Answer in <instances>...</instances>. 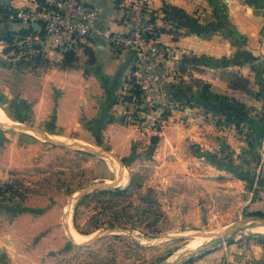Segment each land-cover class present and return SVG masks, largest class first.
<instances>
[{
  "label": "crops",
  "instance_id": "crops-1",
  "mask_svg": "<svg viewBox=\"0 0 264 264\" xmlns=\"http://www.w3.org/2000/svg\"><path fill=\"white\" fill-rule=\"evenodd\" d=\"M31 1L0 0V4L18 10L34 7ZM83 1L100 13L101 35L87 48L95 61L89 63L86 49L75 54L76 62L71 69H58L56 65L42 69L39 82L31 79L25 83L31 87L41 85L35 108L53 110L56 107L58 123L64 127V132L74 131V126L78 130L94 124L104 133V143L117 158H128L132 162L135 158L139 160L140 153L152 148L149 155L155 160L168 156L170 165H202L200 171L193 172L192 168L180 176L176 172L169 174L171 186L173 180L183 177L201 188L196 197L191 194L189 185L176 189L175 206L186 210L189 226L204 223L215 211L224 212L229 200L243 195L234 189L252 187L250 181L243 178L253 180V165L264 151V63L261 61L264 58V0H151L158 17L157 26L164 27L163 15L167 9L171 12L173 30L162 34L160 41L172 46L179 59L156 68L155 115L160 116L167 108H176L169 123L175 119L179 122L164 126L158 134L148 133L151 136L147 139L144 123L140 126L131 105L121 100L131 92L135 54L131 50L115 54L106 38L107 34L128 31L122 14L125 0ZM2 20L5 23H0V48L5 50L3 34L19 23ZM20 25L27 29L24 24ZM34 27H37L33 36L37 41L34 50L38 53L34 55L62 63L65 52L53 40L41 38L39 27ZM11 31L17 32V28ZM15 35L19 34L11 36ZM41 67L38 65L34 70ZM231 76L243 77L249 84L246 88H235L230 83ZM5 95L6 92L0 90V106L4 111L7 104L1 102L7 99ZM233 101L244 107L252 123L237 125L227 120ZM154 140L157 142L153 143ZM183 149L189 151L186 157L182 156ZM135 150H138L137 157L133 156ZM193 150L199 153L193 155ZM115 181L111 188L125 185L115 190V193L119 190L124 193L131 187L132 177L130 174L127 178L126 171L122 170ZM170 191L174 192L171 188ZM248 204L249 201L245 203ZM217 205H221V209ZM28 212L7 211L0 206V264H36L33 250L28 248L34 241V227L41 225L48 229L50 224L43 221L45 217L38 223ZM66 224L69 228L70 224ZM252 255L238 261L244 264V260L253 259Z\"/></svg>",
  "mask_w": 264,
  "mask_h": 264
},
{
  "label": "rangeland",
  "instance_id": "rangeland-1",
  "mask_svg": "<svg viewBox=\"0 0 264 264\" xmlns=\"http://www.w3.org/2000/svg\"><path fill=\"white\" fill-rule=\"evenodd\" d=\"M14 22L19 23L12 27L17 32L8 26L11 30L3 34L5 50L0 48V90L7 96L1 102L7 104V115L0 106V206L12 212L29 211L38 223L45 217L43 221L50 224L48 229L34 227V241L28 248H32L36 264H162L252 214L264 217L263 150L253 165V186L234 189L243 195L229 200L224 212L215 211L204 223L189 226L186 210L175 206V192L189 185L196 197L201 188L183 177L173 180L171 186L169 174L176 172L180 176L192 168L193 172L200 171L202 165H170L168 156L155 160L149 155L152 148L140 153L139 160L117 158L104 143V133L94 124L78 130L72 125L74 131L64 132L56 107L35 108L41 85L25 84L31 79L39 82L44 69L55 65L61 69V62L41 59L42 67L35 71L34 58L41 57L34 55L38 54L34 50L36 33L28 34L29 38L23 33L29 28L35 31V27L24 23L25 29L20 20ZM0 23L5 22L0 18ZM13 33L19 35L11 36ZM261 61L264 63V58ZM128 98L123 96L121 100L130 104ZM171 108L158 116L163 123L159 132L179 122L175 119L169 123V117L174 115ZM135 121L142 126L146 118L136 114ZM144 130L146 139L150 138V131ZM137 152L133 156L137 157ZM186 152L189 151L183 149L182 156L186 157ZM197 153L199 150H193V155ZM122 170L127 178L131 174V187L124 193H115L125 186L111 188ZM95 185L108 187L91 190ZM86 189L90 192L82 196ZM217 207L221 209V205ZM252 253L253 259L244 260V264H259L264 259V239L240 236L189 263L242 264L239 258Z\"/></svg>",
  "mask_w": 264,
  "mask_h": 264
},
{
  "label": "built area",
  "instance_id": "built-area-1",
  "mask_svg": "<svg viewBox=\"0 0 264 264\" xmlns=\"http://www.w3.org/2000/svg\"><path fill=\"white\" fill-rule=\"evenodd\" d=\"M34 7H22L10 20H20L27 26H38L45 39L53 40L63 52H78L89 48L97 37L100 13L83 0H32ZM123 19L128 31L107 34L106 38L116 53L131 50L135 54V71L131 76L130 105L133 113L146 118L144 128L159 132L163 126L157 111L156 68L178 62L176 50L160 41L162 29L173 30V23L163 20L157 26V13L151 0H125L122 4ZM166 14L163 15V18ZM127 104V102H126ZM176 108L170 112L175 113Z\"/></svg>",
  "mask_w": 264,
  "mask_h": 264
},
{
  "label": "trees",
  "instance_id": "trees-1",
  "mask_svg": "<svg viewBox=\"0 0 264 264\" xmlns=\"http://www.w3.org/2000/svg\"><path fill=\"white\" fill-rule=\"evenodd\" d=\"M119 2L123 1V0H118ZM16 10L10 8V6L6 5V4H0V17L4 20L9 19L10 16L15 15L16 14ZM166 17L164 18L166 21L172 20V15L171 12L169 11V9L166 10L165 12ZM161 32L164 33H171L165 29H162ZM24 36H27L30 33H35L33 28H29L26 31H23ZM40 37L43 38L44 37V33L41 31L40 32ZM87 55L89 56V63L92 64L95 59H94V55L92 53V51L90 50H86ZM41 57H36L34 58V64L36 66L40 65L41 63ZM76 62V55L73 52H66L65 56H64V60L61 63L60 68L63 70H67V69H71L74 67ZM233 80L230 81L231 85L235 88H246L247 85L249 84V82L243 78V77H239V76H233ZM131 98L129 97L128 100H130ZM236 108V109H235ZM229 111L226 114L227 120L229 122L235 123L237 125H239L240 123H245V122H249L252 123L253 120H250L249 117L244 113V107L239 104L238 102L233 101L230 106H229ZM157 140H154L153 143H156ZM243 180L246 181H250V183L253 186V180H249L248 178H243ZM118 193H122V191H118ZM252 216H259L262 217L263 215L261 213H255L252 214ZM187 264H192V263H187ZM259 264H264V259H262Z\"/></svg>",
  "mask_w": 264,
  "mask_h": 264
},
{
  "label": "water",
  "instance_id": "water-1",
  "mask_svg": "<svg viewBox=\"0 0 264 264\" xmlns=\"http://www.w3.org/2000/svg\"><path fill=\"white\" fill-rule=\"evenodd\" d=\"M35 29H37V27H35ZM100 187H108V186H97L92 188L91 190L100 188ZM90 191L89 189L84 190L82 194L86 193ZM252 218H264V217H259V216H252L249 219H245V220H240L239 222H237L236 224H234L233 226H231L230 228H228L222 235L218 236L214 242L207 244L206 246L199 248L198 250L192 252V254L190 256H188L187 258H183V260H174L173 262H170L168 264H187L190 262L191 259L195 258L196 256H200L202 254H205L225 243H229L233 238L235 237H257V238H262L264 239V235L263 234H257V233H251V234H242L240 236L237 235H231L230 233H237L239 231L245 230L246 228H252L251 224L249 223V220ZM245 224V226H244ZM80 243V242H79ZM81 244V243H80ZM83 244V243H82ZM86 244V243H84ZM162 264H165L162 263Z\"/></svg>",
  "mask_w": 264,
  "mask_h": 264
},
{
  "label": "bare ground",
  "instance_id": "bare-ground-1",
  "mask_svg": "<svg viewBox=\"0 0 264 264\" xmlns=\"http://www.w3.org/2000/svg\"><path fill=\"white\" fill-rule=\"evenodd\" d=\"M249 223L252 226L251 229L250 228H246L245 230L239 231L237 233H230V234L231 235L235 234L237 236H240L242 234H251V233H257V234H263L264 235V218H252V219L249 220ZM244 226H245V224H244ZM225 231H226V229H223L220 233H218V234H216L214 236H211L208 241H205L204 244L186 250L184 253L179 254L177 256V258H175L173 260H171V259L167 260L165 262V264L173 262L174 260H183V258H187L188 256H190L192 254V252L198 250L199 248H202V247L206 246L207 244H210V243L214 242L215 239L218 236L222 235ZM77 238H79V237H77Z\"/></svg>",
  "mask_w": 264,
  "mask_h": 264
}]
</instances>
